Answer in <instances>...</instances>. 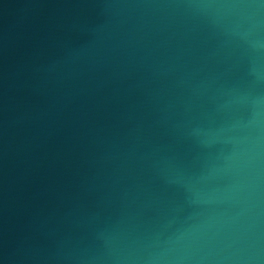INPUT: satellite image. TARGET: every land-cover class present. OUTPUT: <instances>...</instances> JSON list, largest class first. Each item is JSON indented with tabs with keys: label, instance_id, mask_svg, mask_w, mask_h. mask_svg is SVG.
Wrapping results in <instances>:
<instances>
[{
	"label": "water",
	"instance_id": "water-1",
	"mask_svg": "<svg viewBox=\"0 0 264 264\" xmlns=\"http://www.w3.org/2000/svg\"><path fill=\"white\" fill-rule=\"evenodd\" d=\"M0 264H264V0H0Z\"/></svg>",
	"mask_w": 264,
	"mask_h": 264
}]
</instances>
